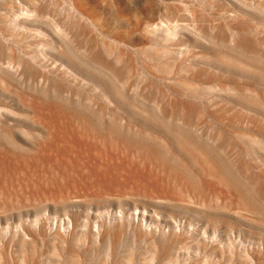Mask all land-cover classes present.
<instances>
[{
    "label": "rangeland",
    "instance_id": "1",
    "mask_svg": "<svg viewBox=\"0 0 264 264\" xmlns=\"http://www.w3.org/2000/svg\"><path fill=\"white\" fill-rule=\"evenodd\" d=\"M0 264H264V0H0Z\"/></svg>",
    "mask_w": 264,
    "mask_h": 264
}]
</instances>
